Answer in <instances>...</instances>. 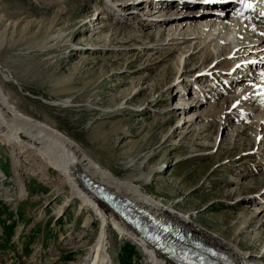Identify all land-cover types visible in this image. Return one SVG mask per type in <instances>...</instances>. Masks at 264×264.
I'll return each instance as SVG.
<instances>
[{
    "label": "rangeland",
    "instance_id": "374dc122",
    "mask_svg": "<svg viewBox=\"0 0 264 264\" xmlns=\"http://www.w3.org/2000/svg\"><path fill=\"white\" fill-rule=\"evenodd\" d=\"M117 2L116 9H124L112 15L108 7ZM128 2L0 0V72L7 79L10 100L56 128L115 177L142 175L134 184L145 194L219 237L234 240L246 252L259 254L264 262V226L254 216L261 208L258 201L264 203V166L256 155L260 145L253 144L250 134L256 129L238 131L246 122L233 118L223 128L215 120L222 114L218 107L212 119L202 117L193 124L203 128L200 133L193 130L184 136V128L175 130L182 116L166 111L178 99H198L195 88L200 82L193 84V92L170 88L177 53L169 59L165 50L149 51L137 59V49L144 46L126 34L153 29L133 31V20L120 15L133 7ZM97 12L106 27L94 34L87 22ZM167 16L164 26L176 21ZM113 31L118 32L115 38L108 35ZM191 56L194 60L184 65L186 74L190 66L201 64L200 54ZM203 61L202 67L207 64ZM228 63L215 69L226 71ZM159 79L160 84L140 90ZM60 100H67L68 106L55 105ZM196 107L200 112L208 105ZM11 166L9 149L0 139V264H80L90 257L99 229L93 213L75 198L67 202L66 188L54 192L32 174L26 175L21 196ZM56 174L48 169L50 178L55 180ZM86 217L93 222L83 227ZM263 217L260 213L259 219ZM3 224L12 225L10 234ZM108 239L110 264H127L126 243L132 246L131 264H147L133 240L112 227Z\"/></svg>",
    "mask_w": 264,
    "mask_h": 264
},
{
    "label": "bare ground",
    "instance_id": "6f19581e",
    "mask_svg": "<svg viewBox=\"0 0 264 264\" xmlns=\"http://www.w3.org/2000/svg\"><path fill=\"white\" fill-rule=\"evenodd\" d=\"M129 1H132L128 4H133V7L127 10V14L123 10L124 12L120 14L123 16L121 18L124 21L125 19L133 20V31H137L141 27L153 29L151 33L141 31L142 34H138L139 36L133 33L126 34L129 39L138 37L139 39H137L144 46L137 49V59L149 51L152 53L165 50L163 55L169 59L174 53H177L176 56H173L175 73L172 82H170V88L177 86L179 89L181 88L182 92H190V90H194V88L191 89L193 84L196 81L200 82L198 89L195 88L198 99L191 98V102L188 100V96L186 97L188 101L178 99L176 104L166 111L169 113L174 110L173 117H178V119L182 116L176 123L175 130L179 131L184 128L183 132L180 131L184 136L193 130L200 133L203 128L194 127L193 124L202 117L211 116L212 119V114H215V110L220 107L222 114L215 116V120L223 128L230 122L229 119L233 118L238 122H246L241 125L242 127L238 131H244L250 126L256 129V132L250 134L254 137L253 144L257 141L260 145L256 147V155H260L259 162L264 166V152H262L264 150V27L260 22L239 20L231 16V14L239 16L241 8L239 6L236 11L231 13L228 6L233 0H159L153 3L139 0ZM200 1L207 2L210 6L199 11L195 7L200 8ZM119 3H112L108 7L109 13L114 15L120 12L119 9H124H116ZM141 6L143 7L141 8ZM100 13L97 12L98 15H94L87 22L92 27L91 30L94 34H98L106 27L98 17ZM168 14L175 16L176 21L164 26ZM160 17L163 19L159 20ZM124 24L131 28L130 22ZM116 34L118 32L113 31L108 35L115 38ZM113 38H108L107 42ZM148 41L153 42L146 46ZM192 54H200L201 64L190 66L187 69L189 73L186 74L184 65L186 60H194ZM203 60H206L207 64L202 67L205 64ZM224 61L230 63V67L226 71L221 68H218L221 70L215 69ZM161 80L154 81L140 90L152 88L154 84H160ZM6 81L7 79L0 72V139L6 143L9 149L12 159L11 167L21 196L25 195L23 191L26 175L39 176L45 183L52 185L54 192L59 193L60 190L66 188L68 194L66 201L77 199L81 208L90 210L93 213V218L99 221L98 233L93 244V250H95L90 257L83 258L80 264H110V260L107 262L106 259L109 249V227H112L121 236L136 242L144 253L147 264L173 263L145 247L138 240L137 235L124 226L105 206L98 203L80 185L75 177L76 172L83 173L93 182L106 185L107 191L126 198L137 207L178 222L199 240L218 248L234 259L244 260L247 264H264L260 261L259 254L254 255L246 252L237 246L234 240H225V238L219 237V235L195 224L190 216L178 213L170 205L163 204L145 194L139 185L134 184L135 180L143 179L142 175L123 179L115 177L109 171L101 168L56 128L20 110L10 100L6 92ZM220 97V103L215 104ZM227 103H229L228 108L224 111ZM55 105L68 106V101L60 100ZM200 105H208V108L198 112L199 107L196 106ZM238 115L243 116L244 119L238 120ZM171 131L170 134H173ZM51 168L57 172L55 180L48 175V169ZM258 203L261 208L257 209L259 211L254 216L260 222V226H264V217L262 220L259 219L260 213H264V203L260 201ZM66 205L68 204L65 203ZM93 218L86 217L82 226H90Z\"/></svg>",
    "mask_w": 264,
    "mask_h": 264
},
{
    "label": "water",
    "instance_id": "95a60500",
    "mask_svg": "<svg viewBox=\"0 0 264 264\" xmlns=\"http://www.w3.org/2000/svg\"><path fill=\"white\" fill-rule=\"evenodd\" d=\"M75 177L78 180L81 179L82 177H85L84 181L87 180L88 181L87 184H91V186H89L88 188H90V187L94 188L95 187L94 191L91 190L92 193H94V194H95V192L98 193V194H101V193L106 194V193H108L106 185H104V184H98L96 182H93L88 176L84 175L81 172H76L75 173ZM102 196L105 197V198H107V199H112L114 197V194L110 193V196H104V195H102ZM125 204H128V203L126 201L124 203H122V205H125Z\"/></svg>",
    "mask_w": 264,
    "mask_h": 264
},
{
    "label": "trees",
    "instance_id": "16d2710c",
    "mask_svg": "<svg viewBox=\"0 0 264 264\" xmlns=\"http://www.w3.org/2000/svg\"><path fill=\"white\" fill-rule=\"evenodd\" d=\"M2 226L4 227V231H5L6 235H7V232L9 234L11 233V227H12L11 224L10 225L9 224H3ZM125 246L127 248L125 250V254H126L125 258H126L127 264H131L132 262H131V254L130 253L132 251V246L128 245L127 243L125 244Z\"/></svg>",
    "mask_w": 264,
    "mask_h": 264
}]
</instances>
